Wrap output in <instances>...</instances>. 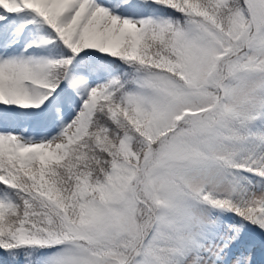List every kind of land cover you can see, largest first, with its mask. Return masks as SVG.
I'll return each mask as SVG.
<instances>
[{"label": "snow or ice", "instance_id": "1", "mask_svg": "<svg viewBox=\"0 0 264 264\" xmlns=\"http://www.w3.org/2000/svg\"><path fill=\"white\" fill-rule=\"evenodd\" d=\"M151 2L172 16L0 0V33L46 25L132 70L92 87L72 57H0V105L39 109L69 80L82 102L51 139L0 132V264H254L223 214L264 235V0Z\"/></svg>", "mask_w": 264, "mask_h": 264}, {"label": "trees", "instance_id": "2", "mask_svg": "<svg viewBox=\"0 0 264 264\" xmlns=\"http://www.w3.org/2000/svg\"><path fill=\"white\" fill-rule=\"evenodd\" d=\"M136 2L140 5V7L136 10L142 11L144 19L152 18V19H164L172 16L170 10L164 9L159 5H155L151 2V0H136ZM135 10V11H136ZM37 33L38 43H41L44 40H53L55 41L52 44L42 45L41 47H36V53L30 55L28 51L24 52V56L26 58H49V59H63L72 57V54L69 50H67L63 44L56 38L55 33L52 32L46 25L42 24H31V27ZM24 49L26 47L22 46ZM73 63L69 68V76L70 80L72 73L75 74L83 73L86 70L87 75L89 76H97L99 80L108 81L109 79L117 76L123 75L124 72H131L132 70L127 68L126 65H122L120 61H114L111 57H106L103 54L95 52L93 50H87L84 53H81L79 56L72 57ZM69 81H65L61 84L60 88L57 89V93L53 95L49 100L45 101V103L39 109H21L18 106H12L16 110L20 111L24 114L25 119L37 117L38 115L44 119L50 126H54L59 124V118L55 117L50 113V104L49 101L54 96H57L60 103L62 104V109L64 111L67 110L68 105L71 104L70 100L76 102L78 99L77 92L72 91V86ZM81 107V106H80ZM243 177H246L247 180L251 181L253 184H260V177H253L251 173L248 175L242 173ZM223 219L227 221L229 224H237L243 225V232L241 235L252 241V258L254 264H264V235L261 234V231L254 225L249 224L246 221H241L239 217H235L232 219L231 213H224ZM41 253L47 250H40ZM228 249H225V252H228ZM3 253L0 252V256ZM223 264H235V260L232 258L231 254L224 256Z\"/></svg>", "mask_w": 264, "mask_h": 264}, {"label": "rangeland", "instance_id": "3", "mask_svg": "<svg viewBox=\"0 0 264 264\" xmlns=\"http://www.w3.org/2000/svg\"><path fill=\"white\" fill-rule=\"evenodd\" d=\"M99 3H101L105 7H109L110 3L109 0H98ZM127 5L124 3V0H120L119 6H112V10L115 14H119L122 16H126L128 18H132L134 20H140L143 19L141 16V13L139 10L136 11H124L123 9L126 8ZM22 28L16 27L13 28L7 35L0 33V38L5 37L4 41H0V57L5 58H12V57H23L26 58L20 48L19 42L27 46L28 53L30 55H33L36 53V47H29V45H35L37 44V33L33 29H28L26 33L21 36ZM7 36V37H6ZM73 79L76 80H85L87 83L94 87L98 84H102L107 82L102 80H91L88 79L86 73H80V75L72 73ZM73 91H77L72 87ZM82 90V89H81ZM54 105L52 107V110L56 114H61V123L57 127V130H53L51 128L46 129L45 126H47L41 118H35V119H25L23 118L22 113H18V115L15 114L14 110L2 108L0 107V132H11L14 133L20 137H22L25 140H32V141H43L51 139L57 135L60 134V131L62 128L67 124L70 123L75 116L78 113L77 108L81 102V99L79 97V100L76 102H73L72 106L68 108V111H61V104L59 101L54 98ZM32 121V122H31Z\"/></svg>", "mask_w": 264, "mask_h": 264}]
</instances>
